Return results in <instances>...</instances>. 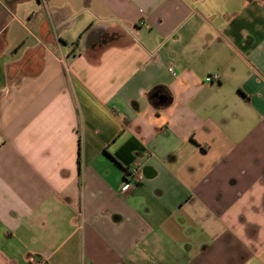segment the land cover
<instances>
[{"label":"crops","instance_id":"1","mask_svg":"<svg viewBox=\"0 0 264 264\" xmlns=\"http://www.w3.org/2000/svg\"><path fill=\"white\" fill-rule=\"evenodd\" d=\"M0 135V264H264V0H0Z\"/></svg>","mask_w":264,"mask_h":264},{"label":"built area","instance_id":"2","mask_svg":"<svg viewBox=\"0 0 264 264\" xmlns=\"http://www.w3.org/2000/svg\"><path fill=\"white\" fill-rule=\"evenodd\" d=\"M42 1H46V0H42ZM168 71L170 73L174 74L172 68H169ZM218 77H219L218 74H210V75H207L206 81L210 82L213 80H217ZM2 143H3V139L0 135V145H2ZM126 173L130 177V180L129 179L124 180V182L122 183L121 188H120L121 191L127 190L130 186V182H132V181L133 182L134 181L140 182L143 179V175L141 173V170L136 165L128 167ZM28 264H46V262L43 259L32 257V258H29Z\"/></svg>","mask_w":264,"mask_h":264}]
</instances>
